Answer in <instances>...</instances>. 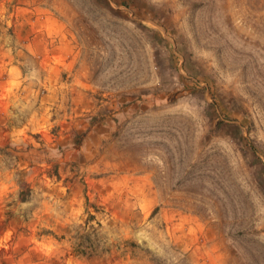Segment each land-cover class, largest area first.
<instances>
[{"label":"rangeland","instance_id":"374dc122","mask_svg":"<svg viewBox=\"0 0 264 264\" xmlns=\"http://www.w3.org/2000/svg\"><path fill=\"white\" fill-rule=\"evenodd\" d=\"M30 2L0 264H264V0Z\"/></svg>","mask_w":264,"mask_h":264},{"label":"crops","instance_id":"0c3cea01","mask_svg":"<svg viewBox=\"0 0 264 264\" xmlns=\"http://www.w3.org/2000/svg\"><path fill=\"white\" fill-rule=\"evenodd\" d=\"M30 4V0L28 3L24 0H0V112L6 113L1 117L12 128L15 127L11 119L14 98L19 95L18 98L21 97L19 104L23 105L22 98L31 96L30 88L23 95L22 84L25 85L28 78H35L39 82L47 79L45 75L52 70V62H55L53 59L56 58L38 55L37 52L44 42V36L42 38L39 36L44 35L49 29H55L49 25V18L57 11H39L38 7L29 9ZM31 17L35 21H32ZM37 22L38 27H34ZM21 33L23 36H20ZM13 48H21V54L11 55ZM30 60L38 62L33 71L25 70L24 67V65L30 67Z\"/></svg>","mask_w":264,"mask_h":264},{"label":"trees","instance_id":"16d2710c","mask_svg":"<svg viewBox=\"0 0 264 264\" xmlns=\"http://www.w3.org/2000/svg\"><path fill=\"white\" fill-rule=\"evenodd\" d=\"M133 245H135V244H133Z\"/></svg>","mask_w":264,"mask_h":264}]
</instances>
